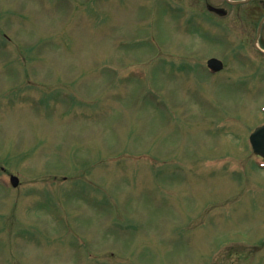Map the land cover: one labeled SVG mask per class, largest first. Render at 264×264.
<instances>
[{
	"label": "rangeland",
	"instance_id": "obj_1",
	"mask_svg": "<svg viewBox=\"0 0 264 264\" xmlns=\"http://www.w3.org/2000/svg\"><path fill=\"white\" fill-rule=\"evenodd\" d=\"M206 4L0 0V264H264V55Z\"/></svg>",
	"mask_w": 264,
	"mask_h": 264
},
{
	"label": "flooded vegetation",
	"instance_id": "obj_2",
	"mask_svg": "<svg viewBox=\"0 0 264 264\" xmlns=\"http://www.w3.org/2000/svg\"><path fill=\"white\" fill-rule=\"evenodd\" d=\"M229 4L226 0H219L218 7L222 9L230 8L233 33L244 34L245 37H255L258 33L260 23L264 27V0H233ZM223 16H227V13Z\"/></svg>",
	"mask_w": 264,
	"mask_h": 264
},
{
	"label": "water",
	"instance_id": "obj_3",
	"mask_svg": "<svg viewBox=\"0 0 264 264\" xmlns=\"http://www.w3.org/2000/svg\"><path fill=\"white\" fill-rule=\"evenodd\" d=\"M210 10L220 12L219 10H216L212 7H209ZM208 66L213 71H220L223 68V63L218 59H210L208 61ZM251 141L253 146L255 147V151L259 154L264 155V126L261 128H258L255 133L251 136ZM12 184L14 186L18 185V179L16 177L11 178Z\"/></svg>",
	"mask_w": 264,
	"mask_h": 264
}]
</instances>
